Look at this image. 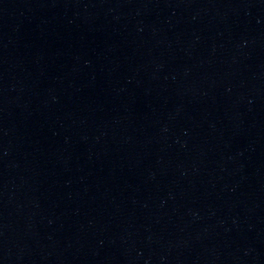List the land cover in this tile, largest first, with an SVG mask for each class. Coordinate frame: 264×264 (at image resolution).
<instances>
[{
	"label": "water",
	"instance_id": "95a60500",
	"mask_svg": "<svg viewBox=\"0 0 264 264\" xmlns=\"http://www.w3.org/2000/svg\"><path fill=\"white\" fill-rule=\"evenodd\" d=\"M264 0H0V264H257Z\"/></svg>",
	"mask_w": 264,
	"mask_h": 264
}]
</instances>
